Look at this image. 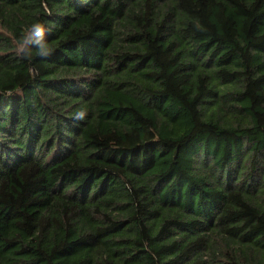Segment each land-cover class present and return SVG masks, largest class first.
<instances>
[{
	"label": "trees",
	"instance_id": "trees-1",
	"mask_svg": "<svg viewBox=\"0 0 264 264\" xmlns=\"http://www.w3.org/2000/svg\"><path fill=\"white\" fill-rule=\"evenodd\" d=\"M0 264H264V0H0Z\"/></svg>",
	"mask_w": 264,
	"mask_h": 264
},
{
	"label": "clouds",
	"instance_id": "clouds-1",
	"mask_svg": "<svg viewBox=\"0 0 264 264\" xmlns=\"http://www.w3.org/2000/svg\"><path fill=\"white\" fill-rule=\"evenodd\" d=\"M23 43L26 46L25 55H30L34 49L39 56L46 57L50 54L46 40V26L42 21L32 23L24 34ZM82 115V114H81Z\"/></svg>",
	"mask_w": 264,
	"mask_h": 264
}]
</instances>
